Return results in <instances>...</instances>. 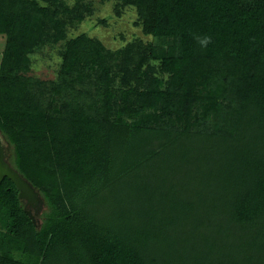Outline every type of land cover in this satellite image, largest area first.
<instances>
[{
	"label": "trees",
	"instance_id": "16d2710c",
	"mask_svg": "<svg viewBox=\"0 0 264 264\" xmlns=\"http://www.w3.org/2000/svg\"><path fill=\"white\" fill-rule=\"evenodd\" d=\"M127 5L156 41L69 38L82 0H0V134L44 201L34 223L0 183V264H264V0ZM59 43L57 79L32 76Z\"/></svg>",
	"mask_w": 264,
	"mask_h": 264
},
{
	"label": "rangeland",
	"instance_id": "374dc122",
	"mask_svg": "<svg viewBox=\"0 0 264 264\" xmlns=\"http://www.w3.org/2000/svg\"><path fill=\"white\" fill-rule=\"evenodd\" d=\"M68 4L74 5L78 0H66ZM82 4H91L93 13H86V17L68 28V37H76L87 34L97 38L110 49H119L126 44L142 39L145 42L156 41L151 35L142 32L141 25L137 24L138 14L136 7L127 5L122 9L120 15L116 13L117 0H82ZM5 45V38L0 35V60ZM64 44H52L43 47L32 55L31 75L42 80L57 79L62 62L61 51ZM153 61V64H158ZM35 213V208H33ZM71 258V253L67 254ZM71 264V263H70Z\"/></svg>",
	"mask_w": 264,
	"mask_h": 264
},
{
	"label": "water",
	"instance_id": "95a60500",
	"mask_svg": "<svg viewBox=\"0 0 264 264\" xmlns=\"http://www.w3.org/2000/svg\"><path fill=\"white\" fill-rule=\"evenodd\" d=\"M6 142L0 134V183L10 178L19 189V198L25 201V211L36 223V215L42 210L44 201L39 191L9 161ZM35 208V213H33Z\"/></svg>",
	"mask_w": 264,
	"mask_h": 264
},
{
	"label": "clouds",
	"instance_id": "9594fccd",
	"mask_svg": "<svg viewBox=\"0 0 264 264\" xmlns=\"http://www.w3.org/2000/svg\"><path fill=\"white\" fill-rule=\"evenodd\" d=\"M197 39H198L199 43L204 47H206L207 44H209L211 42L210 36H205L202 39L200 37H197Z\"/></svg>",
	"mask_w": 264,
	"mask_h": 264
}]
</instances>
